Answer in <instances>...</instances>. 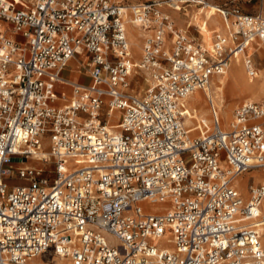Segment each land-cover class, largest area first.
<instances>
[{"label": "built area", "instance_id": "2783aa9c", "mask_svg": "<svg viewBox=\"0 0 264 264\" xmlns=\"http://www.w3.org/2000/svg\"><path fill=\"white\" fill-rule=\"evenodd\" d=\"M207 1L0 0V264L50 250L71 264H264V183L234 186L264 172V101L239 106L227 130L211 100L212 126L185 124L187 99L236 55L258 78L247 52L264 44V15L215 6L228 34L207 50L166 11ZM128 16L149 33L137 63ZM82 55L91 83L71 84L62 73ZM59 84L72 89L61 107ZM31 158L53 160L55 176ZM169 233L172 250L155 245Z\"/></svg>", "mask_w": 264, "mask_h": 264}, {"label": "rangeland", "instance_id": "374dc122", "mask_svg": "<svg viewBox=\"0 0 264 264\" xmlns=\"http://www.w3.org/2000/svg\"><path fill=\"white\" fill-rule=\"evenodd\" d=\"M116 3H122L123 5L125 6H128L132 3H135L137 1H146V0H112ZM207 3L212 6V7H215V6H218V7H234V6H238L240 7L245 13H248V14H263L264 15V0H245L243 2H239L237 0H208ZM166 11L170 14L171 17H173V19L175 20L176 24H177V27L181 30H187V26L188 24H192V25H203L204 23H206V18L204 17L205 16V13L204 14H201L199 15L198 11L199 9H196V8H187L186 11L182 10L181 12H177V11H173V10H169V9H166ZM197 14L199 15L198 16V20L195 21V18L197 17ZM220 14L218 13V16ZM132 16H128V19L127 20H130ZM194 21V22H193ZM198 23V24H197ZM191 26V34L196 31L195 29H197L196 26ZM196 27V28H195ZM224 27V26H223ZM126 29H127V35L128 37L130 38V43H131V47H133V49L135 50L136 47L135 45L133 44V41L135 40V37L133 36L134 34L131 35V32L129 30V27L126 25ZM207 30H211L210 27H207L206 28ZM225 29V27H224ZM139 31L141 33V36H140V43H139V48H137V54L136 52L134 53L135 56L133 57L134 59V62L137 63L139 62V59L141 58V46H142V42L144 40V35H146V33L144 31H142V29L139 28ZM221 33V32H220ZM225 33H227L226 29H225ZM9 35H10V31H9ZM195 36V35H193ZM202 40H203V37L201 36L200 37ZM133 40V41H132ZM256 42L254 44V47H253V52H247L248 55H251L253 60L255 61V63L257 64V67L261 70L260 73L262 76H264V50H263V44L262 43H258ZM239 60H235L234 63L235 64H238ZM71 63H76L78 64V66L80 67V69L75 73H74V69H75V66ZM69 65V67L64 71V74L65 75H70V71H73L72 75H77L79 73H82V74H88V70L90 68V62H89V59L87 58V61L85 63V60L84 59H81L79 57H76L74 60H72ZM82 63H84V65H82ZM243 71L244 73H246V70H245V67L243 68ZM79 72V73H78ZM231 72V68H229L227 74L230 75L229 73ZM63 74V75H64ZM248 77L247 76V73L244 75V77ZM80 77L82 78V75H80ZM226 77L225 75L224 76H215L212 78L211 80V83H210V89L212 88L213 89V81L215 79H221V78H224ZM246 79V78H245ZM255 80V79H254ZM88 81H90V79H88ZM130 84H131V88L132 90L135 92V93H141L143 94L145 92V90H147L148 88V80L147 78L145 77V75H143L141 72H138V73H133L132 76L130 77ZM260 84H264V79L263 81H260ZM225 93H226V98H225V102H224V105H223V111H229V119L226 118V115L225 113H223V129H227V127H229V124L231 123L232 119H233V115H234V111L239 107L241 106L243 103L245 102H257V101H264V92H260V93H256V92H253V93H247V92H236L235 94L233 93H230L229 92V89L226 88L225 89ZM202 94V97H204V94ZM187 104V103H186ZM58 105V104H57ZM187 108L190 109L187 105ZM205 108V110H204ZM204 108L201 109L203 110L204 112L203 113H200L199 115V119L197 120H202V119H205L207 120V124L209 126H212L213 125V122H214V115H213V110L211 109V105H210V102H207L205 101L204 102ZM191 110V109H190ZM119 113H116V117L118 116ZM197 123L200 124V122L196 121ZM196 122L193 123V124H190V125H186L188 128H190V126H195L196 125ZM198 124V125H199ZM116 125V124H115ZM199 135V132L198 131H195L193 132V136H197ZM44 152H49V148L46 147L45 148V151ZM27 165H30V166H36V167H39V168H47V169H51V174H49V176H51L52 178L55 176V173H54V161L51 160L48 165H45L43 162L37 160V159H28ZM260 174H262L260 177H254V176H247L248 173H255V171H251V172H248V173H245L244 175L240 176V179H236L235 182H234V186L241 192V193H244L245 190L247 191V188H248V185L250 184H261L262 181H264V172L263 171H258ZM261 178V179H260ZM263 179V180H262ZM11 185H14V184H20V181L19 180H15V179H12L11 180ZM143 207L145 208L146 211H153V212H161L163 210V206L162 205H157L156 207L154 206H149L147 204H144ZM172 239V235L169 233L167 234L165 237H163L162 239H159L157 241H155V245L158 246V247H161V248H168L170 247L171 245L168 243L170 240ZM172 247V246H171ZM58 256H56L54 253H47L45 255H40L38 256L36 259H33L31 261L28 262V264H57L56 261L58 260V258H56ZM67 259V258H66ZM67 262L69 264H71L70 260L67 259ZM61 264H67L65 262H61Z\"/></svg>", "mask_w": 264, "mask_h": 264}, {"label": "bare ground", "instance_id": "6f19581e", "mask_svg": "<svg viewBox=\"0 0 264 264\" xmlns=\"http://www.w3.org/2000/svg\"><path fill=\"white\" fill-rule=\"evenodd\" d=\"M212 10H216V12L218 13V10L216 7H208L205 8L203 10L198 11L199 15L204 14L205 13V20H206V24L205 25H201L200 28L202 29V32L204 33V35L206 37H204L203 39V46L207 49V50H211L212 49V42H213V34L216 31H208L206 29V25H209L210 23H214L215 21L213 20V18H211V13ZM197 14V16H199ZM128 19V17H127ZM126 25L129 27V30L131 32V35L134 34L133 36L135 37V40L133 41V44L135 45L136 49L134 50V52H137V48H139V43H140V36L141 33L139 31V28L137 27L136 24L133 23L132 18L130 20H126ZM4 26H0V29H4ZM200 29V31H201ZM127 30V29H126ZM128 36V35H127ZM129 38V37H128ZM140 38V39H139ZM130 42V40H129ZM131 44V43H130ZM264 45V44H263ZM253 47L254 44L250 46V48L248 49L249 52H253ZM263 50H264V46H263ZM244 58L245 55L243 54H238L235 57L232 58V61L228 67L231 68V72L229 73L230 75L227 74L228 70L225 73L224 78L221 79H215L213 81V89H210V86L205 89L206 91H196L195 93H192V95L187 99V105L188 107L191 109H189V117L185 120V124L186 125H190L195 123L196 121L198 122H204L207 123V120L202 119V120H197L199 119L198 117L200 116V113H203L204 111L201 110L204 108V102L207 101L209 102V100L212 101L214 107H215V111L217 114V117L219 119L220 122V126L223 129V113H225L226 118L229 119V111H223V105L225 102V98H226V93H225V89L228 88L230 93L235 94L236 92H247V93H253L256 92L257 94L260 92H264V84H260V81H263L264 76L261 75V73L259 72V76L257 79H250L249 77H244V75L246 73H244L243 68H244ZM239 60L238 64H235L234 61L235 60ZM224 76V75H223ZM246 78V79H245ZM204 94V97H202V94ZM205 110V108H204ZM205 113V112H204ZM199 123L196 122L195 126H190L189 129H192V131H194L195 129H197ZM115 125V124H114ZM228 129V128H227ZM227 129H223V130H227ZM262 174H260L258 171H255V173H248L247 176H254V177H260ZM264 177V176H263ZM240 179V177L237 178V180ZM261 179V178H260ZM263 180V179H262ZM264 183V182H262ZM246 191V190H245ZM244 195H246L245 193H243ZM157 205H155L156 207ZM154 207V206H153ZM169 250H172V247H168ZM48 252H52V250L48 251ZM47 252V253H48ZM46 254V253H45ZM60 258V257H59ZM36 259V258H33ZM31 259V260H33ZM62 260H67L66 258H60ZM29 260V261H31ZM28 261V262H29ZM61 260H57L56 263L57 264H61ZM63 263V262H62ZM28 264V263H27Z\"/></svg>", "mask_w": 264, "mask_h": 264}, {"label": "crops", "instance_id": "0c3cea01", "mask_svg": "<svg viewBox=\"0 0 264 264\" xmlns=\"http://www.w3.org/2000/svg\"><path fill=\"white\" fill-rule=\"evenodd\" d=\"M193 8H196V7H193ZM197 9V8H196ZM200 11V10H199ZM211 18H213V20L215 21L214 23H210L209 25H206V28L207 27H210V29L211 30H208V31H216V32H218V33H220L221 32V34H225V35H227L228 34V27L226 26V24H225V22H224V20H223V18L221 17V15H219L218 16V13L216 12V10H212V13H211V16H210ZM198 20V16L195 18V21H197ZM194 22V21H193ZM198 24V23H197ZM206 23H204L203 25H205ZM5 25V27L6 26H8V25H6L4 22H2V21H0V26L2 27V26H4ZM190 25L191 26H194V25H192L191 23H190ZM196 27H197V32L195 31L194 32V34L192 33V35H195V36H198L199 37V39H201L200 37L202 36L203 37V39H204V37H206L205 35H204V33L202 32V29L200 28V24H198V25H195ZM225 27V29H226V31H227V33H225V29H224V27ZM195 27V28H196ZM200 29H201V31H200ZM143 31V30H142ZM145 32V31H144ZM146 33V35H144V34H142L143 36H144V40H145V38L149 35V33H147V32H145ZM190 33H191V30H190ZM129 40H130V38H128ZM144 40H143V42H142V45H143V43H144ZM202 40V39H201ZM202 42H203V40H202ZM259 43V42H258ZM257 43V44H258ZM256 45V44H255ZM132 48V51L134 52V49H133V47H131ZM141 51H142V46H141ZM135 53V52H134ZM133 53V55L135 56V54ZM133 56V57H134ZM79 58H81V59H84L85 60V63H86V61H87V58L88 57H86V55H82V56H79ZM71 63V62H70ZM71 64H73L74 66H75V69H74V73H75V71L77 72L79 69H80V67L78 66V64H76V63H71ZM70 65V64H69ZM82 65H84V63H82ZM69 67V66H68ZM259 69V68H258ZM66 70V69H65ZM64 70V71H65ZM64 71H63V73H62V77L65 79V80H67L69 83H71V84H90L91 83V79H90V75H89V73L88 74H82V73H79V74H77V75H72V73H73V71H70L71 73H70V75H65L64 74ZM261 70L259 69V72H260ZM88 72H89V70H88ZM64 74V75H63ZM80 75H82V78L80 77ZM88 79H90V81H88ZM56 93L59 95V96H62V98H60L59 100H58V102H57V104H58V106H64V105H67L69 102H70V97H71V93H72V89H71V87H70V85H66V84H59L58 86H57V88H56ZM262 182H264V181H262ZM22 183H24L23 181H20V184H22ZM245 194L247 193V191H245L244 192ZM48 253H52V252H48ZM47 254V253H46ZM43 255H45V254H43ZM56 258H58L59 260H61L62 262H65V263H67V264H69L68 262H67V260H62V259H60L59 257H56Z\"/></svg>", "mask_w": 264, "mask_h": 264}]
</instances>
